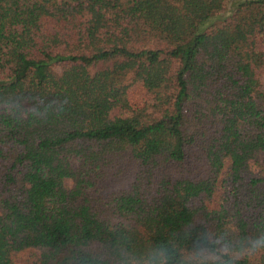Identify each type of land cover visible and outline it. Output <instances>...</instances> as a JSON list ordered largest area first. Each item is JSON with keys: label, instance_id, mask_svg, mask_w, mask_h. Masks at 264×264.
<instances>
[{"label": "trees", "instance_id": "1", "mask_svg": "<svg viewBox=\"0 0 264 264\" xmlns=\"http://www.w3.org/2000/svg\"><path fill=\"white\" fill-rule=\"evenodd\" d=\"M226 1L0 0V264H264V0Z\"/></svg>", "mask_w": 264, "mask_h": 264}, {"label": "rangeland", "instance_id": "2", "mask_svg": "<svg viewBox=\"0 0 264 264\" xmlns=\"http://www.w3.org/2000/svg\"><path fill=\"white\" fill-rule=\"evenodd\" d=\"M235 1L236 0H227L225 3V10H229L233 6V3ZM240 1H243V0H240ZM229 13L227 12L226 14H223V15L228 16ZM218 16L219 14H217L216 17ZM221 17L222 15L220 14V18ZM152 97H153V94L147 88L146 80L143 78H138L136 82L129 88L128 94H127L128 103L130 104L132 108H139L143 106ZM65 184L66 186L71 185L69 181H65Z\"/></svg>", "mask_w": 264, "mask_h": 264}]
</instances>
